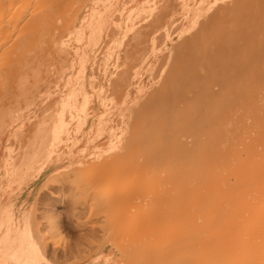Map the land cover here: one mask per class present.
<instances>
[{
  "label": "bare ground",
  "instance_id": "6f19581e",
  "mask_svg": "<svg viewBox=\"0 0 264 264\" xmlns=\"http://www.w3.org/2000/svg\"><path fill=\"white\" fill-rule=\"evenodd\" d=\"M0 56V264L68 262L34 202L58 175L126 225L74 264H264V0H0Z\"/></svg>",
  "mask_w": 264,
  "mask_h": 264
},
{
  "label": "rangeland",
  "instance_id": "374dc122",
  "mask_svg": "<svg viewBox=\"0 0 264 264\" xmlns=\"http://www.w3.org/2000/svg\"><path fill=\"white\" fill-rule=\"evenodd\" d=\"M0 58H1V56H0ZM46 58H48V57H46ZM51 62H53V65L52 64H50ZM62 61H59V63H61ZM50 64V65H49ZM62 64H64V65H62ZM62 64H59L58 65V61H55V63H54V61L53 60H50V59H48L47 60V64H46V68L44 67V69H43V67H41V68H39V69H37L36 71H33V72H30L29 74H28V76L29 77H27L26 79L28 80H26V84L29 86V88L30 89H32L33 88V86L35 87V88H33L32 90H36V92H33L32 90V92H31V94H32V96H35V98H34V100H38V96H39V98L40 97H43L44 95L43 94H40V92H42V91H47V90H49L52 86H54L55 84H58V86H60V84H61V79H60V77L63 75V69H64V66L66 65V62H62ZM59 66V67H58ZM54 68H55V71L56 70H58L59 68V71H57V72H55L54 71ZM40 70V71H39ZM43 70V71H42ZM54 71V72H53ZM38 72H41V73H38ZM45 72V73H44ZM59 72V73H58ZM55 73H56V75H55ZM34 74V75H33ZM32 75L34 76V77H32ZM37 76V78H35L36 76ZM56 76V77H55ZM41 77V78H40ZM30 78V79H29ZM35 78V79H34ZM33 79V80H32ZM36 79H38L37 80V83L34 81V80H36ZM44 79V80H43ZM3 80V81H2ZM32 82H31V81ZM46 80V81H45ZM34 81V82H33ZM41 81V82H40ZM0 82H1V84H6L7 83V80H5V78H2V79H0ZM34 83H36V85L34 84ZM34 84V85H33ZM30 85H32V86H30ZM37 85H38V87H37ZM51 85V86H50ZM32 87V88H31ZM41 87H42V89H41ZM34 90V91H35ZM36 111L38 112L39 110L38 109H36ZM76 169V168H75ZM60 176L61 175H58V177H59V179H57L56 181H55V183L58 181H60L61 180V182H59V183H61V184H53V185H50L49 186V188L48 189H44L43 191H42V193L41 192H39L38 194H37V196H36V200L34 201L36 204H35V207L37 208H35L36 209V213H38V214H40L41 215V217H42V220H43V222H44V226L46 227H43V234L45 235L46 233V235L44 236L45 238H46V236L47 235H50V236H48L49 238H48V242H47V244L49 243L50 244V246H48L47 244V251L49 252L50 250H51V248L53 249L52 251H50L51 253H48L47 252V254H49V256H51V258H53L52 257V255H53V253H54V256L56 257V256H58V254L59 253H57V252H59V250H60V253L62 252V253H64V250H65V252L67 253V256L66 257H64L65 256V254L63 255L62 254V256H60V254H59V256L57 257V259H56V261H58V259H60L59 257H61L62 259H64V258H66L65 260L66 261H68V262H65L64 263V260H59L61 263H59V261L57 262L58 264H66V263H70V264H74V263H76V262H78V261H80V260H82L81 258H82V256L79 254V253H81V249L82 250H85V248H86V246H88V245H91L96 239H98V236H100V235H98V236H95L94 237V234H100V233H102V236L103 237H101V238H103V241H101L100 243H102V242H104V243H113V244H115L116 242H115V240L117 241L118 239H116V237H115V234L117 235V233H118V235H117V238H119V240H118V243H120V241L121 240H123V239H121L120 238V236L119 235H121L122 234V228L124 229V227H126V225H122L123 227L121 228V229H118V227L119 226H121V224L120 225H116V224H119V223H121L120 221H119V223L117 222H113V223H110V221H108V219H101V218H96L97 220H95L94 218H93V214H94V212H96V211H94V210H97V207H94V205H92L91 203H90V201H89V205L91 204L92 205V207H91V211L89 210V208L90 207H86V205L88 204H85V206H84V208H87V209H84V211L82 212V214L84 215V216H81L82 214H81V205H82V203H85V202H87V201H81L82 199H83V193H81V194H79L78 195V193L79 192H77L78 190H76V188L74 187V184H72V178H73V175H71L69 178H63L62 179V177L60 178ZM57 177V178H58ZM64 179H65V181H64ZM64 182H63V181ZM68 180V181H67ZM70 180H71V182H70ZM66 182V183H65ZM48 183V182H47ZM70 183V184H69ZM68 185V186H67ZM62 188V189H61ZM69 189V190H68ZM66 190V191H65ZM67 191H68V193H67ZM76 191V192H75ZM82 196V198H81V196L80 197H78V196ZM41 196V197H40ZM70 196V197H69ZM79 198H81V199H79ZM84 198H85V196H84ZM75 199H78L76 202H75ZM38 200V201H37ZM82 202H80V201ZM84 200V199H83ZM140 200H141V202H142V204H143V206L142 205H140ZM144 201V202H143ZM71 202V203H70ZM79 202V203H78ZM137 202H139V205H135V206H131L133 209H137L138 210V208H136V207H139V206H141V208H142V210H141V208H140V210L141 211H139V213H141V212H144L143 210L144 209H146L147 207H149V206H147V207H144V205H145V203L147 202H145V200H142V199H139L138 201H136L135 203H137ZM148 202H150L149 200H148ZM78 204L80 205L79 207L80 208H78ZM76 205V206H75ZM147 205H149V204H147ZM75 206V207H74ZM146 206V205H145ZM150 206H151V202H150ZM40 208V209H39ZM68 208V209H67ZM75 208H78V210L77 209H75ZM131 208V212L132 213H134V212H136V211H134L133 209ZM34 209V210H35ZM99 209V208H98ZM41 210V211H40ZM71 210H72V212L74 213V211L73 210H75V213L73 214L72 212H71ZM86 210V211H85ZM87 210H89L90 211V213L91 214H89V212L87 211ZM115 210V209H114ZM113 209L111 210V211H114ZM130 210V209H129ZM133 210V211H132ZM67 211V212H66ZM77 211H80V212H77ZM84 212H86V214H87V212H88V214L90 215V217H89V215H88V217L90 218V220L88 219V217H87V219H86V215H85V213ZM108 212H110V211H108ZM115 212V211H114ZM114 212H113V215H114ZM127 212V211H126ZM138 212V211H137ZM71 213H72V217H71ZM111 213V212H110ZM110 213H108L107 215L108 216H111L110 215ZM125 213V212H124ZM129 213H130V211H129ZM78 214V215H77ZM92 215V216H91ZM116 215H117V213H116ZM58 216V217H57ZM43 217H45V218H43ZM48 217V218H47ZM73 217H75V218H77V221L79 222V219L80 218H84L85 220H89L88 222H85V220L83 219H80V222L78 223L77 221H73V220H75ZM119 217V216H118ZM122 217V216H121ZM121 217H120V219H121ZM50 218V219H49ZM108 218V217H107ZM52 219V220H51ZM92 219V220H91ZM101 219V220H100ZM119 219V220H120ZM72 220V221H71ZM94 220V221H93ZM100 220V221H99ZM118 220V219H117ZM116 220V221H117ZM82 221V222H81ZM84 221V222H83ZM93 222V228L92 229H90V227H89V225H90V222ZM95 221H97L96 222V225L98 226V227H96V225H95ZM104 221V222H103ZM77 222V223H76ZM101 222L104 224V227L103 228H101V229H103L104 231H101V229H100V227H102V224H101ZM106 222V223H105ZM58 224L57 226L55 225V224ZM81 223V224H80ZM85 223V224H84ZM89 225H88V224ZM51 224V225H50ZM72 224H73V226H72ZM77 224H78V226H77ZM83 224H84V226H83ZM88 226H87V225ZM92 224V223H91ZM101 224V226H99ZM53 225V226H52ZM81 225V226H80ZM114 225V228H116V233H115V230H113L114 228H112V226ZM51 229V230H49V229H47L48 227ZM56 226V228H54ZM106 226H108L107 227V231H106ZM51 227H53V228H51ZM60 227V228H59ZM86 227V228H85ZM76 228V229H75ZM84 229L83 231L81 230L80 231V229ZM88 228V229H87ZM98 228L100 229V230H98ZM78 229V230H77ZM89 229H90V231H94V230H97V231H94V232H90L89 231ZM78 231V233H76V231ZM85 230H86V232L88 233V236H89V234L91 233V236L92 237H90V238H96V239H91V244H90V242H89V238H87L86 236V232H85ZM121 230V231H120ZM51 231H52V233H51ZM58 231V232H57ZM75 231V232H74ZM100 232V233H97V232ZM105 231H106V234H104L105 233ZM46 232V233H45ZM111 232V233H110ZM80 233H83V234H80ZM85 233V234H84ZM115 233V234H114ZM72 234V235H71ZM78 234V235H77ZM104 234V235H103ZM112 235V237L110 238V236ZM51 235H52V237H51ZM77 235V236H76ZM81 235V237L83 238V239H85V241H83V239L80 237L79 238V236ZM83 235H84V237H83ZM74 236H76L77 238H75ZM107 236H109V237H107ZM119 236V237H118ZM121 236H123V234L121 235ZM53 237H54V239H53ZM115 237V238H114ZM47 239V238H46ZM46 239H44V240H46ZM74 239H76V240H74ZM82 239V242L80 241V240ZM87 239H88V241H87ZM107 239V240H106ZM109 239V240H108ZM115 239V240H114ZM121 239V240H120ZM79 240V242H77ZM102 240V239H101ZM68 241H69V243L71 244L72 242L71 241H73V243H74V245L72 244V246L68 243ZM99 241V239L98 240H96V242H98ZM52 244H51V243ZM56 242V243H55ZM83 242H86V243H83ZM124 242V241H123ZM44 243H46V242H44ZM69 244V246H68V244ZM76 243H83L84 245H80V244H78L79 246H80V248L78 247V245L76 244ZM122 243V242H121ZM58 244V245H57ZM88 244V245H87ZM94 244H99V243H93L91 246L94 248L95 246H94ZM53 247H52V246ZM57 245V246H56ZM55 246V247H54ZM60 246H62V247H60ZM64 246V247H63ZM82 246H84V247H82ZM91 246H89L90 248H91ZM57 247V248H56ZM74 247H78V248H75V249H72V248H74ZM63 248V249H62ZM90 248H87L86 250H88V249H90ZM93 248H91V249H93ZM50 249V250H49ZM67 249H72V250H74V251H76V249H78V250H80V252L77 250V252L76 253H78L77 255H76V253H74V251H72V250H68V252L66 251ZM56 250H57V252H56ZM91 252L93 251V250H90ZM73 252V255L78 259L79 257H81V258H79V260L77 261L76 260V258H74V256H73V259H75V260H73L72 258L71 259H68V257L70 258V254ZM57 253V254H56ZM119 253V254H118ZM70 255V256H69ZM82 255H83V253H82ZM71 256V257H72ZM108 258H112V259H118V258H121V253H120V250H119V248H116V247H110L109 248V252H108ZM68 259V260H67ZM70 260V261H69Z\"/></svg>",
  "mask_w": 264,
  "mask_h": 264
}]
</instances>
